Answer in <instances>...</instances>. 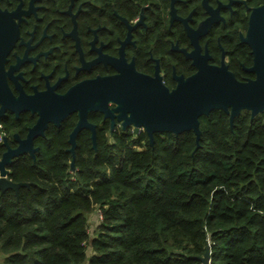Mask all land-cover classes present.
Segmentation results:
<instances>
[{
    "label": "trees",
    "instance_id": "trees-1",
    "mask_svg": "<svg viewBox=\"0 0 264 264\" xmlns=\"http://www.w3.org/2000/svg\"><path fill=\"white\" fill-rule=\"evenodd\" d=\"M199 119V144L141 133L73 158L66 132L39 137L0 187V264H264V111Z\"/></svg>",
    "mask_w": 264,
    "mask_h": 264
},
{
    "label": "flooded vegetation",
    "instance_id": "flooded-vegetation-1",
    "mask_svg": "<svg viewBox=\"0 0 264 264\" xmlns=\"http://www.w3.org/2000/svg\"><path fill=\"white\" fill-rule=\"evenodd\" d=\"M262 6L264 0H0V141L17 147L39 118L28 105L76 87L87 114L75 152L147 133L120 118L119 82H128L135 102L159 88L178 89L204 65L226 67L241 81L255 78L245 38L253 9ZM79 122L78 110L59 124L48 121L33 139L35 154L39 137L55 130L67 133L71 152ZM6 126L13 127L9 137Z\"/></svg>",
    "mask_w": 264,
    "mask_h": 264
},
{
    "label": "water",
    "instance_id": "water-1",
    "mask_svg": "<svg viewBox=\"0 0 264 264\" xmlns=\"http://www.w3.org/2000/svg\"><path fill=\"white\" fill-rule=\"evenodd\" d=\"M245 40L251 44L254 53V63L249 68L256 73V77L246 81L238 80L226 67L211 65L200 66L197 73L184 81L182 85L170 92L167 88H159L153 96L148 94L143 101L130 102L127 92L128 82H119L115 93L121 110L120 118L124 122H133L137 127L144 126L151 142L156 132L170 131L180 134L186 130H194L199 144L202 131L200 116L209 114L214 109H222L229 114L233 124L236 116L243 109L251 111L252 117L264 111V6L254 8L250 17V27ZM143 81V80H141ZM79 87L65 95L53 94L51 97L37 98L32 101L33 110H37L39 118L30 128L26 138L18 136L19 145L8 147L0 158V187L2 189H18L24 183L16 182L9 177L8 166L14 158L30 151L35 156L37 148L33 147V139L37 133L42 134L52 120L57 124L69 113L76 110L80 113V122L70 135L71 152L75 156V137L86 124L87 109L81 99ZM35 97V96H34ZM83 97V96H82ZM132 106L133 110L127 117L126 110ZM101 106V104L99 105ZM103 108H107L102 104ZM202 264H211L209 249L202 258Z\"/></svg>",
    "mask_w": 264,
    "mask_h": 264
},
{
    "label": "rangeland",
    "instance_id": "rangeland-1",
    "mask_svg": "<svg viewBox=\"0 0 264 264\" xmlns=\"http://www.w3.org/2000/svg\"><path fill=\"white\" fill-rule=\"evenodd\" d=\"M90 217L92 218V220L95 219L97 221L100 217L99 212L95 209Z\"/></svg>",
    "mask_w": 264,
    "mask_h": 264
},
{
    "label": "built area",
    "instance_id": "built-area-1",
    "mask_svg": "<svg viewBox=\"0 0 264 264\" xmlns=\"http://www.w3.org/2000/svg\"><path fill=\"white\" fill-rule=\"evenodd\" d=\"M1 128H2V124L0 123V129H1ZM97 211L99 212V216H100L99 218H101V216H102V215H101V212H100L99 210H97Z\"/></svg>",
    "mask_w": 264,
    "mask_h": 264
}]
</instances>
